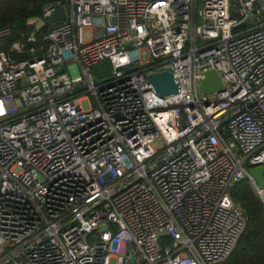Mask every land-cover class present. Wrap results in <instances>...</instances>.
<instances>
[{"label": "built area", "instance_id": "built-area-1", "mask_svg": "<svg viewBox=\"0 0 264 264\" xmlns=\"http://www.w3.org/2000/svg\"><path fill=\"white\" fill-rule=\"evenodd\" d=\"M33 19L15 58L0 28V264H222L246 228L234 186L264 211V0H59ZM212 69L224 90L204 94Z\"/></svg>", "mask_w": 264, "mask_h": 264}, {"label": "trees", "instance_id": "trees-1", "mask_svg": "<svg viewBox=\"0 0 264 264\" xmlns=\"http://www.w3.org/2000/svg\"><path fill=\"white\" fill-rule=\"evenodd\" d=\"M59 0H0V28L11 27L12 36H27L33 26L28 22L41 15L46 4ZM48 26L42 28L46 33ZM5 43L2 49L6 51ZM246 215L245 231L231 254L222 264H264V211L263 205L248 180L239 182L231 191Z\"/></svg>", "mask_w": 264, "mask_h": 264}, {"label": "water", "instance_id": "water-1", "mask_svg": "<svg viewBox=\"0 0 264 264\" xmlns=\"http://www.w3.org/2000/svg\"><path fill=\"white\" fill-rule=\"evenodd\" d=\"M67 17L66 10L64 8L57 9L51 16L43 19L46 25H50L59 22ZM114 22V21H113ZM138 68H127L126 71L136 70ZM204 79L200 84V91L204 94L219 93L224 90V83L222 77L215 70H209L205 72ZM148 79L153 84L156 92L164 97L165 95L175 94L178 91V85L175 82L173 73L171 71H165L161 73H153L148 76ZM251 174L255 178L258 186L264 187V168H255L251 170ZM107 226H102V230H106ZM167 233H161L159 236H167ZM134 253L131 255L130 264H134Z\"/></svg>", "mask_w": 264, "mask_h": 264}, {"label": "rangeland", "instance_id": "rangeland-1", "mask_svg": "<svg viewBox=\"0 0 264 264\" xmlns=\"http://www.w3.org/2000/svg\"><path fill=\"white\" fill-rule=\"evenodd\" d=\"M234 16L236 17H240L238 12L233 13ZM35 22V19H31L28 24L29 26H33ZM41 26V25H39ZM13 34H11L10 36H8L7 38L3 39L2 44L5 43L6 45V52L7 53H11V57L15 58L20 56V54H17L16 52L12 51V49L16 46V45H21L22 47H25V35H20L18 36L16 39H14V36H12ZM86 38L88 39V33H86ZM111 65L109 61H105L102 63H99L98 65L92 67L91 72L93 74V76L98 79L100 82H103L106 79H109L111 77ZM21 104V100L19 98H15L14 100H10L8 102V108L10 110L14 109L16 106L19 107ZM251 184V183H250ZM252 188L255 191V188L253 187V185L251 184ZM256 192V191H255ZM257 194V193H256ZM239 204V203H238ZM240 205V204H239ZM241 206V205H240ZM168 240H170L169 238H166Z\"/></svg>", "mask_w": 264, "mask_h": 264}]
</instances>
